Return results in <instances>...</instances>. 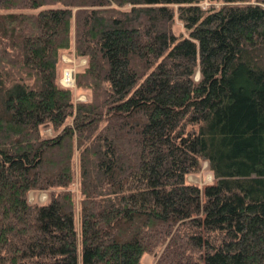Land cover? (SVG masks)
<instances>
[{
  "label": "trees",
  "instance_id": "obj_1",
  "mask_svg": "<svg viewBox=\"0 0 264 264\" xmlns=\"http://www.w3.org/2000/svg\"><path fill=\"white\" fill-rule=\"evenodd\" d=\"M200 1L0 0V264H264V0Z\"/></svg>",
  "mask_w": 264,
  "mask_h": 264
},
{
  "label": "rangeland",
  "instance_id": "obj_2",
  "mask_svg": "<svg viewBox=\"0 0 264 264\" xmlns=\"http://www.w3.org/2000/svg\"><path fill=\"white\" fill-rule=\"evenodd\" d=\"M221 2L219 0H201L198 5L202 9H209L213 8L216 9L219 7ZM127 8V6L122 7V9ZM173 10V18H172V24H171V30L176 35H182L187 37V31L184 29L182 22L177 18L176 16V6L172 5L170 7ZM72 47V43L71 46ZM65 55V56H64ZM63 58V59H62ZM63 60V61H62ZM60 61H61V69L66 66H72L74 68V71L80 70L84 64L83 60L81 58H75L73 57L72 51L70 54L67 53H61L60 54ZM59 70L60 69V65ZM58 70V71H59ZM59 71V72H60ZM61 74V73H60ZM59 78V77H58ZM58 82V79H57ZM59 84V83H58ZM71 88V99L73 102H76L78 100H85L88 98L89 94L86 90L77 89L74 86L69 87ZM40 132L42 136H49L51 135L50 128L46 125L40 126ZM73 182L70 185V190L73 193V200H74V224L76 230H78V167H77V153H74L73 155ZM185 181L187 183H192L198 186L200 189H202L205 185L211 184L214 182V178L212 176V173L208 170L207 164L205 161L200 162V166L197 171L187 174L185 177ZM27 200L29 203L37 202L42 203L45 200V192L39 191V192H28L27 193ZM160 249L155 250L152 253H144L142 254L140 261L145 264H153L155 258L159 255Z\"/></svg>",
  "mask_w": 264,
  "mask_h": 264
},
{
  "label": "built area",
  "instance_id": "obj_3",
  "mask_svg": "<svg viewBox=\"0 0 264 264\" xmlns=\"http://www.w3.org/2000/svg\"><path fill=\"white\" fill-rule=\"evenodd\" d=\"M65 56V55H64ZM63 59V58H62ZM83 64L85 59L81 58ZM63 61V60H62ZM74 68L72 66H66L61 69V74L58 78V83L62 87H73L74 86Z\"/></svg>",
  "mask_w": 264,
  "mask_h": 264
}]
</instances>
